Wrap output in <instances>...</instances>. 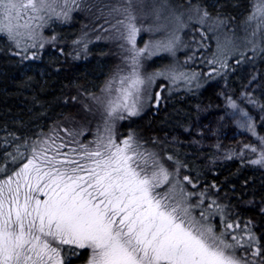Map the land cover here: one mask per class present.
I'll return each mask as SVG.
<instances>
[{
    "label": "snow or ice",
    "instance_id": "1",
    "mask_svg": "<svg viewBox=\"0 0 264 264\" xmlns=\"http://www.w3.org/2000/svg\"><path fill=\"white\" fill-rule=\"evenodd\" d=\"M53 2L0 0V16L8 21L0 20V33L15 40L19 25L12 20L43 19L40 13L55 11ZM208 15L205 11L203 18ZM248 20L255 22L252 35L264 36V0H257ZM138 32L129 22L126 38L133 46V70L119 81V94L109 102L110 117L120 111L138 114L139 93L146 83L138 71L139 57L174 49L172 40L136 49ZM155 76L184 78L174 71ZM247 127L253 130L250 123ZM65 148L55 140L33 146L26 163L0 176V264H64V246L89 250L87 264H242L235 254L240 246L236 236L235 244L227 242V233L217 234L204 212L201 219L193 216L186 197L178 200L172 189L160 191L169 183L168 171L153 154L141 151L132 136L117 143L110 135L93 149ZM251 163L264 165V151ZM259 254V249L252 253Z\"/></svg>",
    "mask_w": 264,
    "mask_h": 264
},
{
    "label": "rangeland",
    "instance_id": "2",
    "mask_svg": "<svg viewBox=\"0 0 264 264\" xmlns=\"http://www.w3.org/2000/svg\"><path fill=\"white\" fill-rule=\"evenodd\" d=\"M256 2L250 0L246 13L228 19L209 13L208 17L203 18V8L182 4L177 0H67V3L65 0H54L52 6L55 11L40 13L43 19L30 20L24 17L12 20L14 25H19L15 30L20 35L15 40L10 39L6 33H0V38L8 43L13 55L23 59V62H38L45 52H56L62 56L65 48L69 60H94L96 66L99 64L97 61L105 63L106 71L99 74L101 79L95 92L90 95L80 94L75 99L82 119L61 127L62 134L53 132L47 140L49 144L53 140L56 144H66L67 148L63 151L79 148L80 145L93 149L101 138L107 142L111 135L117 143L132 136L141 151L151 153L149 147L139 141L130 129H122V126L129 125L133 119L146 114L152 106H158L167 97L181 92L199 91L212 82L208 90L213 91L214 100L198 105L187 128L163 135L162 141L171 146L210 151L214 160L238 157L251 162L259 159L261 151H264V143L261 142L264 136L256 131L258 112L251 102L256 80L246 71L243 76L245 84L236 94L225 92L216 80L226 74L225 69L230 62L243 60L247 54L252 59V65L262 62L258 56H264V36L260 33L253 36L255 22L248 20ZM65 12H68V18L64 17ZM130 18L133 19L130 21ZM0 20H3L2 16ZM129 22L139 29L136 49L144 48L145 45L151 48L169 40L174 41V49L172 53L160 51L152 56L144 54L139 57L138 71L146 83L139 93L138 114L129 116L126 111H120L110 117L109 102L119 94V81L133 70V46L126 38ZM25 24L26 27L23 26ZM17 40L20 42L19 47ZM0 44L3 43L0 41ZM173 71L177 76L183 73L184 78L173 81L165 76H155L157 72ZM193 75L195 78H192ZM149 77L152 79L149 80ZM232 103H235L236 108L231 107ZM241 112L247 113V117L242 116ZM249 123L253 130L247 127ZM42 145L35 147L40 148ZM251 147L257 151L252 152ZM153 157L160 163L158 157ZM205 162L208 163L207 160ZM257 166L264 171V165ZM171 173L169 183L160 191L172 189V194L178 200L186 197L193 216L201 219L200 213L204 212L208 216L207 222L217 234L227 233V242L235 244L232 236H236L240 246L235 248V254L242 264H264V258L256 261V256L252 255L256 250L252 249L253 235L249 231L237 226L227 229L225 225L228 221L222 220L223 212L210 201L205 204V199L196 198L187 192ZM256 211L257 215L264 214L263 208L258 207ZM216 218L221 224L217 228L212 221ZM254 221L255 218L251 221L252 225H255ZM70 249L86 252V262L83 264H87L89 250Z\"/></svg>",
    "mask_w": 264,
    "mask_h": 264
},
{
    "label": "trees",
    "instance_id": "3",
    "mask_svg": "<svg viewBox=\"0 0 264 264\" xmlns=\"http://www.w3.org/2000/svg\"><path fill=\"white\" fill-rule=\"evenodd\" d=\"M177 1L228 19L238 14L242 16L250 3V0ZM0 39L3 43L0 44V168L5 170L0 176H4L27 161L33 146L50 139L53 132L62 134L61 127L82 119L75 99L80 94L95 92L101 79L99 74L106 71V67L100 61H97L98 67L94 60H69L63 47L62 56L45 52L38 62H23L13 55L8 43ZM258 58L263 63L252 65L248 54L243 60L230 62L226 74L218 77L216 82L225 92L236 94L245 84L246 71L254 77L256 84L251 102L258 112L256 131L264 136V56ZM210 84L212 82L199 91L167 97L129 125H123L122 129H130L145 143L187 192L220 209L224 222L249 231L253 235L252 249L260 250L255 258L257 261L264 258V214H256V208L264 209V171L244 158L214 160L210 151L171 146L162 141L163 135L186 129L198 105L214 100L213 91L208 90ZM253 218L255 225L251 224ZM212 221L215 228L221 225L218 218ZM61 255L64 264L86 262V252L72 251L65 246Z\"/></svg>",
    "mask_w": 264,
    "mask_h": 264
}]
</instances>
